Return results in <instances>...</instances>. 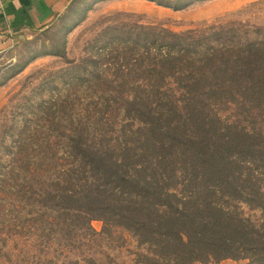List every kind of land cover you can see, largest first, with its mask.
<instances>
[{
  "label": "rangeland",
  "instance_id": "1",
  "mask_svg": "<svg viewBox=\"0 0 264 264\" xmlns=\"http://www.w3.org/2000/svg\"><path fill=\"white\" fill-rule=\"evenodd\" d=\"M63 21L24 34L0 52V264H138L147 250L133 234L96 217L81 224L84 231L46 229L43 237L29 236L38 224L16 197L29 160L45 153L38 146L41 139H52L49 144L56 145L47 151L63 155L73 151L68 145L72 138L118 140L133 132L138 126L134 110L143 103L137 92L149 89L141 77L152 75L150 59L179 46L203 54L229 49L234 60L229 69H243L242 81L257 78L249 61L264 68V0L80 1ZM141 62L145 66L140 70ZM163 89L171 94L176 85ZM258 109L246 107L251 121L225 106L219 115L238 129L255 131L251 138L259 143L264 118L259 119ZM242 163L251 173L249 186L255 187L248 193L257 194L258 203L245 194L216 201L263 234L264 144Z\"/></svg>",
  "mask_w": 264,
  "mask_h": 264
},
{
  "label": "trees",
  "instance_id": "2",
  "mask_svg": "<svg viewBox=\"0 0 264 264\" xmlns=\"http://www.w3.org/2000/svg\"><path fill=\"white\" fill-rule=\"evenodd\" d=\"M229 52L190 53L182 45L150 59L152 75L141 77L149 89L137 92L138 126L122 139L72 138L73 151L63 155L47 151L52 139H41L45 153L30 158L16 188L38 224L29 236L84 231L81 224L96 217L133 234L147 250L138 264H264V233L216 201L245 194L258 203L242 159L264 144L252 140V129L220 118L224 106L250 121L246 107L258 106L264 118V68L250 59L258 77L242 81L243 69H229ZM172 84L178 99L163 89Z\"/></svg>",
  "mask_w": 264,
  "mask_h": 264
},
{
  "label": "crops",
  "instance_id": "3",
  "mask_svg": "<svg viewBox=\"0 0 264 264\" xmlns=\"http://www.w3.org/2000/svg\"><path fill=\"white\" fill-rule=\"evenodd\" d=\"M80 1L100 0H0V52L24 34L63 25Z\"/></svg>",
  "mask_w": 264,
  "mask_h": 264
}]
</instances>
